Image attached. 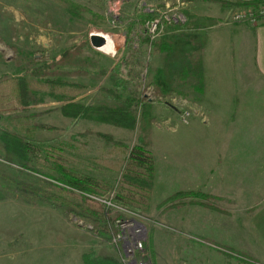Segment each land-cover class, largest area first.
<instances>
[{"label": "rangeland", "instance_id": "rangeland-1", "mask_svg": "<svg viewBox=\"0 0 264 264\" xmlns=\"http://www.w3.org/2000/svg\"><path fill=\"white\" fill-rule=\"evenodd\" d=\"M69 1L89 13L71 18L66 0H0V79L23 74L12 62L13 47L34 54L35 67H41L61 59L70 47L85 44L75 65L61 66L62 71L81 67L87 72L66 78L85 87L74 103L122 104L102 91L112 90L121 100H133L138 121L140 100L153 105L147 148L154 166L149 206L116 201V196L126 195L122 174L138 145L139 125L128 131L65 118L58 111L64 103L45 93L41 103L29 107L30 114L40 116L24 121L21 113H0V132L6 128L25 136L34 125L28 142L36 149L29 155L30 170L8 162L0 152V182L10 188L5 196L0 188V264H85L87 256L121 262V247L112 240L117 211L104 208L105 239L90 223L14 191L21 184L76 202V192L59 191L68 188L54 160L94 180L95 197L113 196L124 215L144 227L148 264H251L225 247L245 252L255 264L264 262V23H234L230 17L236 8L222 2L126 0L113 13L114 0ZM149 15L162 20L156 50L150 41H141L139 26ZM179 16L182 22L176 23ZM92 34L109 37V50L93 48ZM199 47L209 70L206 94L191 88L188 83L194 80L184 75ZM155 86L174 94L157 96ZM183 112L190 113L186 123L181 121ZM88 132L109 135L122 145ZM198 156L211 166L187 177L189 170H199L193 163ZM188 192L219 198L221 211L196 205L197 198H184V205L166 209L170 198Z\"/></svg>", "mask_w": 264, "mask_h": 264}, {"label": "trees", "instance_id": "trees-1", "mask_svg": "<svg viewBox=\"0 0 264 264\" xmlns=\"http://www.w3.org/2000/svg\"><path fill=\"white\" fill-rule=\"evenodd\" d=\"M261 2L262 0H253L249 3L226 4V6L231 8H257ZM66 10L71 18L80 16V13H89L87 9L75 5L69 0H66ZM148 17L149 19H152L155 16L149 15ZM141 41L145 43L149 42L146 38H142ZM158 42H151L154 44L155 50L157 49L158 44H160ZM162 43L165 47L171 48V45L167 44V42L164 41ZM84 47L85 44L70 47L62 54L61 59H53L41 67H35L36 61L34 54L32 55L31 53H26L13 47L12 50L14 52V57L12 58V62L14 63L16 70L23 74L18 76H4L0 79V113H9L10 111L18 112L21 113V117L24 121L40 116L43 113L30 114L29 107L41 103L45 93H47L46 95L54 97L57 102L64 103L58 108V111H60L61 115L65 118L86 119L91 122L107 124L128 131L135 130L137 125H139L138 145L131 149L129 157L127 158L128 163L122 174L121 186H123L126 195L123 197L120 195L116 196V201L127 205L131 204L135 207L138 206V208L145 205L144 208L147 209L154 179L153 156L151 152L147 150V148L151 146V127L154 124V118L151 116L153 105L146 98L140 100L141 119L138 121L137 112L133 109V100H121V97L112 90L108 91L107 89H103L102 91L117 101H122V104L110 107L106 105L84 106L74 103L73 101L75 98L78 97L81 91L85 90V87L68 81L66 78L86 76L87 72L81 67L71 72L62 71L61 66L75 65V59L81 55ZM130 57L131 56L129 55L124 64L129 63L128 60H131ZM104 74L103 71L100 72V75ZM184 75L188 79L192 78L194 80V84L189 82L188 85L196 92L202 94L204 91V62L202 48L199 47L196 50V54L191 61L190 71ZM67 88L73 89L74 91L68 93L65 91ZM154 93L157 96L168 98L170 95L174 94V91L155 86ZM55 110L57 109H54V111ZM33 127L35 126L33 125L31 127L32 130ZM32 130H26L27 132L25 136L27 138L6 128L0 132V152L3 153L4 158L8 162H15L20 167L28 170H30L29 155H33L36 151V149H34V147L28 142V138H31L33 133L31 132ZM87 135H94L116 147L122 145L109 135L93 132H88ZM48 156L52 157L49 154ZM54 163L58 172L63 177L61 182L68 188V190H60L61 188H58L59 191L69 194L76 192L79 194L76 202L64 199L63 197L59 200L54 194L42 193L27 187L23 188L21 184H15L14 191H20L21 193L24 192L22 195L25 197H31L34 200V203L42 202L43 204L51 205L52 207L71 214L80 220L90 223L99 236L107 239L108 231L105 225L106 221L103 217L104 206L90 198V196H98L96 182L88 177L79 176L73 172L67 171L56 160H54ZM124 186L127 187V189H125ZM0 188L2 190L1 194L4 193V196L10 189L8 185L1 182ZM134 195L137 197L134 198ZM6 197H9V194H6ZM184 198H197L195 201L196 205L213 210H220L218 208V203L220 202L219 198L199 192L176 194V196L168 200V206H166V209L170 210L184 205L186 203L182 202ZM1 199L3 198L0 196V200ZM144 249L146 251V247ZM225 249L228 254H233L237 258L245 260L246 263H256V261L244 253L229 247H225ZM84 263L122 264L111 257L92 258L89 256L85 257Z\"/></svg>", "mask_w": 264, "mask_h": 264}, {"label": "built area", "instance_id": "built-area-1", "mask_svg": "<svg viewBox=\"0 0 264 264\" xmlns=\"http://www.w3.org/2000/svg\"><path fill=\"white\" fill-rule=\"evenodd\" d=\"M126 0H114V6L111 8V12L115 13L117 10L116 6ZM218 2L227 4H237V3H249L253 0H216ZM153 12V11H149ZM182 17L176 19V23L182 22ZM230 20L234 23L243 24H258L264 23V0L257 8L243 7L236 8ZM114 23V22H112ZM140 25V24H139ZM162 27L161 18L154 17L152 19L145 20L140 26V34L143 38L148 39L150 42L155 41ZM104 37L107 41L109 37L106 35L98 34ZM108 44V41H107ZM106 47V46H104ZM102 47V48H104ZM181 121L186 123L190 116L189 112H183ZM91 199L99 202L108 210L117 211V218L114 220V235L112 237L113 243L119 245L122 250V264H148L145 254V241L146 232L144 227L133 218H129L124 215L125 209L119 205H115L113 201V196L109 199L97 198L90 196Z\"/></svg>", "mask_w": 264, "mask_h": 264}, {"label": "crops", "instance_id": "crops-1", "mask_svg": "<svg viewBox=\"0 0 264 264\" xmlns=\"http://www.w3.org/2000/svg\"><path fill=\"white\" fill-rule=\"evenodd\" d=\"M197 1H201V2H208V3H217V4H221V2H218V1H216V0H197ZM188 3H190V2H192V1H187ZM223 4H225V3H223ZM204 56H205V54H204V52H203V62H204V90H205V94H206V92H207V90H208V83H207V80H208V73H209V70H206V64H205V62H206V60H204ZM205 98H206V96H205ZM215 157H216V155H215ZM206 159L204 158V156L201 158V157H199L198 156V158H196V159H194V164H197L199 167H197V168H199V170L198 169H191V170H186V171H188L187 173H188V175H187V177L188 176H191V178H193L194 177V175L195 176H197L196 174V172H198V171H203V167L205 166V165H208V166H211V164L209 165V163H207L206 161H205ZM214 162V161H213ZM213 164V163H212ZM255 172V171H254ZM196 173V174H195ZM155 176H156V174H155ZM263 211V210H262ZM260 215V214H259ZM262 219V218H261ZM229 248H232V247H229ZM232 249H234V248H232ZM234 250H236V249H234ZM236 251H239V250H236ZM239 252H241V253H245V252H242V251H239ZM256 261V260H255ZM261 264H264V262H261V261H259ZM259 262H258V264H259Z\"/></svg>", "mask_w": 264, "mask_h": 264}, {"label": "water", "instance_id": "water-1", "mask_svg": "<svg viewBox=\"0 0 264 264\" xmlns=\"http://www.w3.org/2000/svg\"><path fill=\"white\" fill-rule=\"evenodd\" d=\"M90 44L93 48L99 49L100 47H104L107 45V41L104 37L98 34H92L90 36Z\"/></svg>", "mask_w": 264, "mask_h": 264}, {"label": "bare ground", "instance_id": "bare-ground-1", "mask_svg": "<svg viewBox=\"0 0 264 264\" xmlns=\"http://www.w3.org/2000/svg\"><path fill=\"white\" fill-rule=\"evenodd\" d=\"M108 44L106 45V47L102 48V50H109V48L111 47V42L109 41V39H107Z\"/></svg>", "mask_w": 264, "mask_h": 264}]
</instances>
